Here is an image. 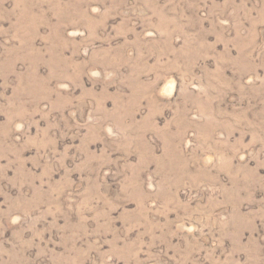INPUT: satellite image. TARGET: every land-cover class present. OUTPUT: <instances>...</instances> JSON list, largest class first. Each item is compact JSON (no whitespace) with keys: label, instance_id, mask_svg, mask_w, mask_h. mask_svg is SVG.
<instances>
[{"label":"rangeland","instance_id":"374dc122","mask_svg":"<svg viewBox=\"0 0 264 264\" xmlns=\"http://www.w3.org/2000/svg\"><path fill=\"white\" fill-rule=\"evenodd\" d=\"M0 264H264V0H0Z\"/></svg>","mask_w":264,"mask_h":264}]
</instances>
